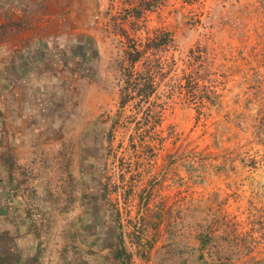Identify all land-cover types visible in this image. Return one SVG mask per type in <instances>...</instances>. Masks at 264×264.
<instances>
[{
  "label": "rangeland",
  "instance_id": "1",
  "mask_svg": "<svg viewBox=\"0 0 264 264\" xmlns=\"http://www.w3.org/2000/svg\"><path fill=\"white\" fill-rule=\"evenodd\" d=\"M144 1L152 7L141 30L125 25L129 38L173 40L148 108L118 107L127 44L111 18L139 0H70L83 27L68 67L35 80L27 106L26 79L0 86V158L13 164L0 191L16 187L19 253L121 264L119 246L125 264H151L165 243L201 241L210 264H264V0ZM190 50L209 106L183 89Z\"/></svg>",
  "mask_w": 264,
  "mask_h": 264
},
{
  "label": "trees",
  "instance_id": "2",
  "mask_svg": "<svg viewBox=\"0 0 264 264\" xmlns=\"http://www.w3.org/2000/svg\"><path fill=\"white\" fill-rule=\"evenodd\" d=\"M151 7L149 1L139 0L131 10L125 11L120 19L111 18L116 30L127 44L123 50L119 67L118 107L120 109H124L132 103L137 111L148 108L149 103L147 104V101L155 94L157 83L164 78L165 73L159 65L158 59L173 45L170 35L168 33L155 34L154 37L143 43L131 40L128 31L125 29V25H127L132 32L141 30L138 23L142 13ZM194 54L195 51L190 50L187 64L188 74L185 77L183 89L192 97H198L202 106L206 104L209 106L213 98L211 96L212 92L202 91L199 86L201 79L199 78L201 71L198 70L197 66L199 55L194 57ZM136 66H139L138 70L135 69ZM0 117L3 118L1 112ZM0 164V177L1 175L3 177L8 175L11 180L13 164H10L4 158H0ZM10 187L11 192L6 187L0 191V264H36V255L31 258H22L18 245L14 242L15 238L21 234L23 223L13 215L16 208L12 212H8V205L15 201L14 192L16 189V187L13 189L12 186ZM7 222L9 224L12 222L14 227L12 233L15 237L13 236L11 245H9L7 239V233L10 229L7 228ZM2 226L6 228L5 231L1 229ZM27 230L30 233L29 228ZM18 238L20 237L18 236ZM204 246L205 243L201 241L197 247H184L173 242L165 243L153 253L151 264H210L203 255ZM114 258L121 261V264H125L130 260V256L119 246L114 251Z\"/></svg>",
  "mask_w": 264,
  "mask_h": 264
},
{
  "label": "crops",
  "instance_id": "3",
  "mask_svg": "<svg viewBox=\"0 0 264 264\" xmlns=\"http://www.w3.org/2000/svg\"><path fill=\"white\" fill-rule=\"evenodd\" d=\"M73 9L70 0H0V86L26 79V106L36 98L35 80L50 84L58 67H68V46L83 27V19L72 25Z\"/></svg>",
  "mask_w": 264,
  "mask_h": 264
}]
</instances>
